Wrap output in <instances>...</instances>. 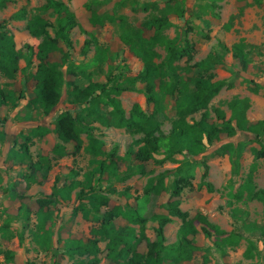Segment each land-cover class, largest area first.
<instances>
[{"label":"rangeland","instance_id":"374dc122","mask_svg":"<svg viewBox=\"0 0 264 264\" xmlns=\"http://www.w3.org/2000/svg\"><path fill=\"white\" fill-rule=\"evenodd\" d=\"M60 1L73 13L77 26L69 32L70 45L57 43L63 54L54 53L49 61L65 74L70 67L78 78L88 75L87 81H82L83 84L89 81L105 83L109 70L116 74L120 71L115 69L118 66L127 67L123 70L126 76H135L142 69L141 61L120 42L118 26L107 22L100 26L92 25L90 23L92 13L96 17L102 14L122 16L129 26L137 29L152 16H159L167 3V0ZM174 1L179 6L183 5L184 15L178 18L169 14L171 26L163 30L161 36L170 41L178 39V45H183L187 41L191 46L189 55L175 63L179 67L181 77L188 81L201 73L206 78L212 75V81L228 80L237 84L234 89H222L210 101L207 109L211 120L216 119L212 108L223 110L225 119H229L230 111L227 103L233 97H246L250 100V108L246 113L250 123L264 120V98L250 93L247 83L240 84L242 81L252 80L260 83L263 87L262 92L264 91V7L255 6L252 0H224L219 4L220 8L211 13L208 8L209 0ZM46 3L47 0H8L5 8L0 10V25L5 26L13 36L16 49H21L27 55L28 50L25 47L29 46L34 53L30 65L26 66L27 61L24 59L19 61L18 72L13 80H7L0 73V85L14 91L20 97L15 107H0V132L5 135V142L0 143V226L8 216H15L21 205L30 211L29 228L23 231L22 224L14 222L10 225L14 237L8 241L0 236V264L86 262L89 259L87 255L69 257L65 253L64 242L73 240L87 243L88 240L94 239L93 231L100 227L99 221L102 215L115 206L125 211L141 207L139 214L145 217L146 221L143 230L144 238L137 245L136 251L145 255L148 249L147 243L156 241V229L159 226L152 217L155 214H165L162 205L169 200L170 185L175 178H178L176 169L186 158L179 154H174L170 158L167 156L170 148L160 147L153 159L143 164L145 174L134 172L136 162L130 154L138 149L139 141L144 134L126 127L105 126L99 122H92L91 128L80 135L81 145L78 150L72 143L64 145L65 156L58 158L52 153L57 143L54 132L55 117L61 111L75 113L82 107L75 108L68 104L65 92L59 105L47 117L33 106L27 105L34 97L35 82L32 76L36 73L38 66L35 53L40 40L31 37L26 26L35 15L55 23L56 16L53 11L42 10ZM20 9H25V18L13 20L11 16ZM48 33L54 36L51 29ZM143 35L149 38L153 35V30H143ZM241 39L246 44L256 47L249 56L251 64L247 72L241 70L239 62L233 59L230 52L224 53L219 47L222 43L230 48ZM154 52L157 54L154 62L160 65L165 60V47L157 45ZM63 56L66 57L65 61ZM217 57H221V60ZM201 62L204 63L202 70L199 68ZM76 65L84 69H73ZM81 71L84 74H81ZM65 79L68 81L74 78L71 75H65ZM165 81L168 82L169 78H165ZM142 88L143 84L137 83L135 90L122 92L117 97L124 111L123 120L129 119L133 109L139 108L146 116L153 117L163 136L167 137L172 122L176 119L174 107L176 97L162 98L160 101L162 111L158 112L159 105L146 103L141 92ZM109 111V107L102 106V116H106ZM200 116V113L194 114L193 119L199 120ZM187 121L192 122L189 118ZM37 126L47 127L49 133L31 140L28 144L29 156L33 163L39 161L41 157L46 158L48 162H43L41 170L33 173L35 179L33 181L29 176L32 175L33 170L27 167L28 162L22 163L15 156L21 153L19 146L22 143V136L27 135ZM244 139V134L241 132H238L234 138L222 137L219 143L207 147L202 155L188 158L191 163L189 182L192 186L181 191L178 197L179 208L190 217L196 214L203 216L207 223L216 226L224 234L217 235L205 224L195 222L194 226L198 231L194 238L196 246L192 252V258L183 264H264L263 205L259 201L247 200L244 195L242 197L238 195L252 164H255L253 183L257 189H264V158L255 161L250 152V148L259 149V146L255 143L245 146L237 175H232L227 155L214 154L221 145L228 142L236 144ZM91 140L101 148L100 154L96 157H92L87 152ZM103 159L115 163L116 177L93 175L97 161ZM203 164L208 167V176L204 181L212 184L211 193L204 186L199 189ZM149 179L154 180L153 185L159 181L163 185L157 197L143 196ZM12 184L18 195L16 200H10L3 192ZM90 188L97 192L110 189L120 192L128 189L131 197L127 199L115 194L109 195L108 206L101 207L99 210V220L85 219L79 210L74 215L73 209L79 203L87 204L88 202L86 197L79 200L81 191L87 195ZM41 201L45 202V204L42 203L45 205L42 209L52 213V220L48 224L52 232V242L44 250L33 239ZM113 222V225L119 229L133 227L136 233L139 232L138 226H133L128 219L121 216L114 218ZM181 224L180 219L170 217V221L162 229L164 245L177 241V231ZM255 227L263 228V230ZM205 231L209 233V236ZM21 233L22 238H20ZM107 242L102 240L98 243L99 264H112L106 257ZM249 244L253 247L251 259L244 257L245 250L251 246ZM7 250L14 253L13 263H6L4 260L2 252ZM162 264L173 263L165 261Z\"/></svg>","mask_w":264,"mask_h":264},{"label":"trees","instance_id":"16d2710c","mask_svg":"<svg viewBox=\"0 0 264 264\" xmlns=\"http://www.w3.org/2000/svg\"><path fill=\"white\" fill-rule=\"evenodd\" d=\"M224 0H209L210 12L219 9V4ZM8 0H0V10L4 9ZM252 3L257 7H264V0H252ZM43 11L52 10L56 16L55 23H51L42 17L35 15L27 23V30L31 37L39 39L40 43L37 46L35 58L38 61L36 73L32 76L35 82L34 97L27 105L33 106L39 110L43 116L47 117L55 109L63 96L66 94L68 104L75 108H81L75 113L70 111H61L54 119V132L57 136V143L54 145L52 153L61 158L66 155L64 145L74 144L75 149H79L81 145L80 135L89 130L92 122H99L105 126H113L115 128L126 127L134 132H142L144 136L140 139V145L136 151H132L130 156L136 162L133 171L145 174L143 164L153 159L160 147H169L168 157H173L174 154L184 155L186 159L177 167L176 173L178 178H175L170 185L169 200L162 205L165 214H155L153 219L158 222L156 229V241L147 243V253L144 255L136 251L137 245L143 240L144 223L146 218L139 214L141 207L134 209L123 210L119 206L113 207L110 211L102 215L100 227L94 232V239L88 240L87 243L81 241L67 240L64 242L65 253L69 257L75 255H87L89 259L80 264H99V248L98 243L102 240H107L106 257L112 264H162L165 261L173 264H183L192 258V252L195 249L194 238L197 235L194 223L205 224L214 230L217 235H223L224 232L216 226L207 223L203 216L196 214L190 217L186 212L179 208L178 197L181 191L187 187H191L189 182V167L191 163L188 158L197 157L205 153L207 147H211L219 143L222 137L234 138L238 132L244 134L245 139L234 144L228 142L221 145L214 154L217 156L227 155L231 165L232 175H237L240 169V159L244 153L245 146L249 144H257L259 149L250 148V152L254 160L264 158V120L250 123L246 117V113L250 108V100L248 98L233 97L228 103L227 108L230 111L229 119H225L224 111L219 108H212L215 115V120L212 121L209 116L208 105L210 101L222 90H231L236 87V82L228 80L212 81L213 76L207 78L199 73L186 81L179 74V67L175 63L189 55L191 46L187 41L183 45H178V39L167 40L161 36V32L171 26L168 19L169 14H173L178 18L184 15L183 5L179 6L174 0H167L166 6L160 11L159 16H152L140 25V28H132L129 26L122 16L94 15L92 13L90 23L92 25H102L103 23L116 24L119 28V40L125 45L129 51L137 57L142 63V69L135 76H126L123 72L126 66H118V73H112L111 70L107 73L105 83L88 82L83 84L82 81L88 79V75L78 78L70 69L68 73H63L59 67L49 61V58L54 53L63 54L57 43L61 42L64 45H70L69 32L75 26L73 13L60 0H47V3L42 7ZM26 16L25 9H20L14 13L11 18L13 20H23ZM216 16V15H215ZM51 29L54 36L52 37L48 30ZM143 30H153V35L149 38L144 37ZM157 45L165 47V60L160 64H155L157 54L154 48ZM219 47L224 53L230 52L233 59L240 64L242 71L247 72L251 64L249 56L252 50L256 47L248 45L243 39L238 43L233 44L230 48L220 43ZM28 54L26 55L21 49H16L13 36L7 31L6 27L0 25V73L7 80H13L18 72V63L24 59L27 65H30L33 50L32 47L26 46ZM103 53V52H102ZM64 61L66 57L63 56ZM221 60V57H217ZM72 65V64H70ZM204 63H199V68L202 70ZM73 67V66H72ZM84 67L76 65L73 69ZM81 74H84L81 71ZM65 75L72 76L74 79L66 81ZM264 75V72H263ZM169 78V81H165ZM247 83V89L254 95H260L264 98V91L260 83L252 80L240 82ZM143 84L141 92L145 97L147 104L154 103L159 105L158 112L162 111L160 101L166 96H175V115L176 119L172 122L171 129L167 137L163 136L158 124L153 120L152 116H146L139 108L133 109L131 116L127 120H123L124 111L117 97L125 91H133L136 89V84ZM192 85V87H190ZM19 95L14 91L0 85V107H15L19 100ZM109 107L110 111L106 116H102L101 108ZM200 113L199 120H194L193 115ZM191 119L189 123L187 119ZM49 133L47 127L37 126L27 135H23L22 143L19 146L20 154L15 156L20 162H28L27 167L33 170V173L39 172L43 162H48L46 158L41 157L39 161L33 163L28 152V144L35 137H43ZM5 142V135L0 132V143ZM101 148L95 145V141H90L87 147V152L96 157L100 154ZM17 153V152H16ZM13 156V158H14ZM204 165V164H203ZM48 167L46 166V169ZM115 163L107 162L106 159L97 161L94 167L93 175H109L116 177ZM255 164H252L251 170L248 173L244 183L241 185L238 195H244L247 200H256L263 205L264 215V189H257L253 183V173ZM208 176V167L204 165L202 182L199 189L204 186L208 192L213 191L211 183L204 181ZM159 177H161L159 175ZM153 179L145 186L143 196L157 197L159 191L163 189L161 181L153 185ZM1 182V177H0ZM88 184L89 181H88ZM90 192L86 195L81 191L79 200L82 197L88 199L87 204L79 203L73 209V214L79 210L82 212L85 219L93 218L99 220L98 214L101 207H107L110 201L109 195H117L123 198L131 197L129 190L116 192L113 189L105 192H97L90 188ZM10 200L18 199L15 193V187L12 184L10 187L3 190ZM45 202L39 203L40 209L37 213V223L33 233V239L36 244L43 250L51 244L52 232L48 227L52 220V213L44 211L42 208ZM128 219L133 226L139 227V232L136 233L133 227H124L119 229L113 225V219L116 217ZM170 217L178 218L182 224L177 231V241L173 244L164 245L163 227L170 221ZM14 222L22 224V230L29 228L30 211L24 205H21L15 216H8L0 226V236L3 240H11L14 233L10 230V225ZM259 230L263 228L255 227ZM255 230V229H252ZM206 235L209 233L205 231ZM22 238V233L20 235ZM251 245V244H249ZM219 246V245H218ZM252 245L247 247L244 252V257L251 259ZM3 257L6 263H13L14 253L12 251H4ZM130 256V257H129Z\"/></svg>","mask_w":264,"mask_h":264}]
</instances>
